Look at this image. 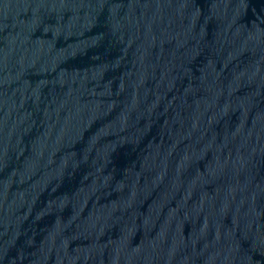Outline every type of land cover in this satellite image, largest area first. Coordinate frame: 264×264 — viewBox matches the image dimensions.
<instances>
[{"label": "water", "instance_id": "1", "mask_svg": "<svg viewBox=\"0 0 264 264\" xmlns=\"http://www.w3.org/2000/svg\"><path fill=\"white\" fill-rule=\"evenodd\" d=\"M0 264H264V0H0Z\"/></svg>", "mask_w": 264, "mask_h": 264}]
</instances>
